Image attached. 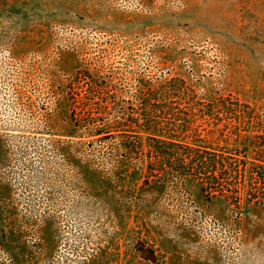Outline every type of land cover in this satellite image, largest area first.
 Segmentation results:
<instances>
[{
    "label": "rangeland",
    "instance_id": "obj_1",
    "mask_svg": "<svg viewBox=\"0 0 264 264\" xmlns=\"http://www.w3.org/2000/svg\"><path fill=\"white\" fill-rule=\"evenodd\" d=\"M0 264H264V0H0Z\"/></svg>",
    "mask_w": 264,
    "mask_h": 264
},
{
    "label": "trees",
    "instance_id": "obj_2",
    "mask_svg": "<svg viewBox=\"0 0 264 264\" xmlns=\"http://www.w3.org/2000/svg\"><path fill=\"white\" fill-rule=\"evenodd\" d=\"M149 141L152 142L153 144H157V145H170V146H174V147H179V148H182L184 150H187L189 151V149L191 151H199V150H194L192 149L191 147H189L188 145L184 144V143H180L179 141L177 140H173V139H163L162 136L160 135H153V137H150L149 138ZM151 147V146H150ZM162 149L160 148H154V155H153V158L149 159V168H151V166L155 165V166H158L160 167V164H162L163 160H160L161 157H160V152L161 154L163 153V151H161ZM190 152V151H189ZM196 155L198 152H194ZM203 153H207V151H204L203 150ZM198 156V155H197ZM200 156V155H199ZM180 159V158H179ZM180 161V160H179ZM190 162H193L192 160H190ZM182 163V162H181ZM182 165V164H181ZM162 167V166H161ZM160 169V168H159ZM161 173H165L166 170L164 169H160ZM167 172V171H166Z\"/></svg>",
    "mask_w": 264,
    "mask_h": 264
}]
</instances>
